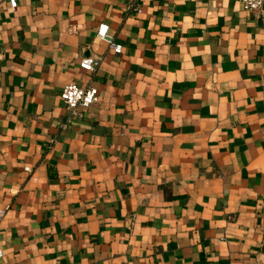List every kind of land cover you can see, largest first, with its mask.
<instances>
[{
	"label": "crops",
	"instance_id": "0c3cea01",
	"mask_svg": "<svg viewBox=\"0 0 264 264\" xmlns=\"http://www.w3.org/2000/svg\"><path fill=\"white\" fill-rule=\"evenodd\" d=\"M0 209L4 264H264V4L0 0Z\"/></svg>",
	"mask_w": 264,
	"mask_h": 264
},
{
	"label": "built area",
	"instance_id": "2783aa9c",
	"mask_svg": "<svg viewBox=\"0 0 264 264\" xmlns=\"http://www.w3.org/2000/svg\"><path fill=\"white\" fill-rule=\"evenodd\" d=\"M244 8L255 10L260 9L264 0H240ZM11 6H16L17 0H9ZM136 11H140L141 8L135 6ZM97 35L105 39L109 46L115 51H121V44L114 42L111 35L108 33V24L106 22H100L97 26ZM98 64V59L92 56H85L79 60V65L85 69L93 70ZM98 88L94 85H79L75 82L65 83L60 90V98L63 100L64 104L70 109L71 114H77L78 108L80 106L85 107L89 104L95 102L98 99ZM27 169L29 166L26 167ZM2 210L0 209V216ZM4 255V250L2 247V238L0 236V264L2 262V257Z\"/></svg>",
	"mask_w": 264,
	"mask_h": 264
}]
</instances>
